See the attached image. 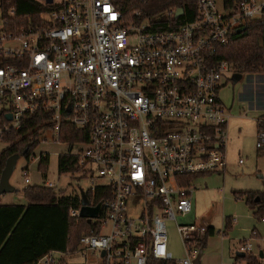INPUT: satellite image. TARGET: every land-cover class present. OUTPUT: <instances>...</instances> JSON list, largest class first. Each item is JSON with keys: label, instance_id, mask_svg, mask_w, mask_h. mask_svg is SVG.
I'll use <instances>...</instances> for the list:
<instances>
[{"label": "built area", "instance_id": "obj_1", "mask_svg": "<svg viewBox=\"0 0 264 264\" xmlns=\"http://www.w3.org/2000/svg\"><path fill=\"white\" fill-rule=\"evenodd\" d=\"M157 1L42 0L49 10L39 25L0 29V141L69 146L61 154L76 156L93 184L84 191L106 193L91 219L97 229L76 252L100 253L103 264L175 260L167 221L192 213L196 176L228 165L230 115L219 94L235 70L221 49L247 21L264 19V0L231 9L194 0L188 10L161 12L150 9ZM64 124L87 130L88 140L64 142ZM256 146L264 150L263 126ZM71 215L81 217L80 209ZM209 227L177 224L187 252L179 264H195ZM239 252L252 245L242 241ZM68 254L52 251L37 264Z\"/></svg>", "mask_w": 264, "mask_h": 264}, {"label": "rangeland", "instance_id": "obj_2", "mask_svg": "<svg viewBox=\"0 0 264 264\" xmlns=\"http://www.w3.org/2000/svg\"><path fill=\"white\" fill-rule=\"evenodd\" d=\"M218 5L222 8V0H218ZM2 26L0 19V29ZM232 76L233 72L225 76L224 86L219 94L230 115L226 143L228 165L225 172L198 176L192 194V213L178 216L177 221H167L169 251L176 261L187 257L177 224L207 222L215 227L217 233L208 237L201 264H235L242 241L250 243L252 254L264 263V257L260 258V253H264V223L255 217L244 198L235 195L239 191L264 190V178L260 177L264 175V153L256 146L258 117L264 114V111H259L264 109V74L246 73L237 83L232 80ZM11 145L8 141H0V159L2 152ZM68 150L69 146L65 143L49 139L33 150L30 160L26 156L20 157L10 178L16 191L3 194L0 201L28 204L23 190L29 185L49 186L52 183L55 192L65 195L80 194L81 190L89 189L93 184L82 171L59 173V155ZM43 154L50 157L45 175L38 168ZM239 159L244 160L242 165L239 164ZM27 169L30 171V184L25 182L24 171ZM227 219H233L228 229L225 228ZM254 228L257 229V236H253ZM63 264H103V261L100 253L80 249L65 256Z\"/></svg>", "mask_w": 264, "mask_h": 264}, {"label": "trees", "instance_id": "obj_3", "mask_svg": "<svg viewBox=\"0 0 264 264\" xmlns=\"http://www.w3.org/2000/svg\"><path fill=\"white\" fill-rule=\"evenodd\" d=\"M241 0H222L225 8H234ZM194 0H159L150 7L154 11H163L169 7H183L190 9ZM49 7L38 0H0V19L11 31L21 27L39 25L41 15ZM193 14L182 17L191 19ZM221 59L227 60L236 73L264 74V19L250 20L241 28L232 33L229 45L221 49ZM35 119V118H31ZM258 127H264L263 117L258 119ZM37 124V120L33 125ZM28 128V127H27ZM21 132L24 133L27 129ZM36 138V133H33ZM87 130L77 129L70 124L62 127V140L74 143L88 140ZM13 144L2 152L0 159V172L4 169L7 159L20 153L29 145L26 156L28 159L33 150L39 146L37 142L29 143V138L13 140ZM78 159L74 155H59L58 170L60 174L78 171ZM50 163L49 155H42L38 168L45 175ZM198 176H196L197 178ZM28 201L26 205L0 204V264H37L52 251L71 253L78 250L80 238L97 229L95 223L89 218L74 217L71 209L81 208L79 193L72 195L58 194L53 187L46 185H29L23 190ZM88 199L95 205L106 196L102 188L97 190L95 196L91 191L86 193ZM244 198L247 205L254 211L255 217L264 219V191H239L235 193ZM226 223L225 228H230ZM217 233L215 227L210 226L206 240L200 247L205 248L209 236ZM253 236L257 231L253 230ZM236 261L246 264H264L258 256L251 253L244 257H236ZM64 259L57 264H63ZM148 264H179L176 260L151 259Z\"/></svg>", "mask_w": 264, "mask_h": 264}, {"label": "water", "instance_id": "obj_4", "mask_svg": "<svg viewBox=\"0 0 264 264\" xmlns=\"http://www.w3.org/2000/svg\"><path fill=\"white\" fill-rule=\"evenodd\" d=\"M183 12L182 9L178 10V14L181 15ZM243 77L242 73H234L232 76V80L237 83L240 81ZM29 146L26 145L24 149L17 154H14L10 156L7 161L4 169L1 172V177H0V197L3 194L6 193H13L16 191L15 187L10 183V178L16 168L17 162L20 159V157L24 156L28 150ZM80 196H81V208H80V216L84 218H89L90 220L93 218L98 217L99 212H100V204L97 206H91L90 201L86 195V192L84 190L80 191ZM203 248L200 249L199 255L197 259L195 260V264H200L201 263V258L203 255ZM104 255V252L102 253ZM246 254L244 252H237L238 257H244ZM261 257H263V253L260 254Z\"/></svg>", "mask_w": 264, "mask_h": 264}, {"label": "crops", "instance_id": "obj_5", "mask_svg": "<svg viewBox=\"0 0 264 264\" xmlns=\"http://www.w3.org/2000/svg\"><path fill=\"white\" fill-rule=\"evenodd\" d=\"M262 109V110H261ZM261 109H259V111H264V109L263 108H261ZM264 113V112H263ZM262 114V113H261ZM261 117H263V120H264V114L263 115H261V116H259L258 117V119L259 118H261ZM260 150V149H259ZM262 151V150H261ZM263 153H264V150H263ZM264 156V155H263ZM211 175V174H210ZM204 176V175H203ZM261 178H264V175H261L260 176ZM264 191V190H263ZM0 204H14V203H12V202H6V203H3L2 202V200L0 201ZM253 211V210H252ZM253 213H254V211H253ZM227 222H229L230 223V225H231V222H232V220L231 219H227L226 220ZM262 222L264 223V221L262 220ZM204 224H206V225H208V226H212V225H210L209 223H207V222H204ZM253 230H255V231H257V229L256 228H254ZM238 252H239V250H238ZM261 253H263V252H261ZM260 253V254H261ZM236 257H237V255H236ZM263 257H264V253H263ZM263 257H261L260 256V258H263ZM201 264V263H200Z\"/></svg>", "mask_w": 264, "mask_h": 264}]
</instances>
